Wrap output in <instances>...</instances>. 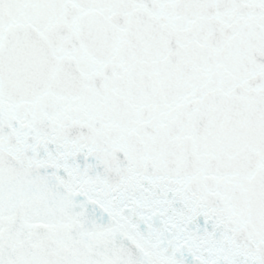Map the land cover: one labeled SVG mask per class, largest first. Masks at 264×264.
I'll list each match as a JSON object with an SVG mask.
<instances>
[{"label":"snow or ice","instance_id":"snow-or-ice-1","mask_svg":"<svg viewBox=\"0 0 264 264\" xmlns=\"http://www.w3.org/2000/svg\"><path fill=\"white\" fill-rule=\"evenodd\" d=\"M0 264H264V0H0Z\"/></svg>","mask_w":264,"mask_h":264}]
</instances>
